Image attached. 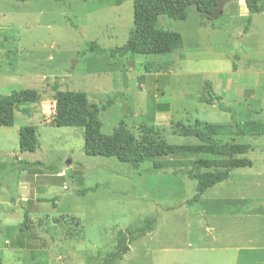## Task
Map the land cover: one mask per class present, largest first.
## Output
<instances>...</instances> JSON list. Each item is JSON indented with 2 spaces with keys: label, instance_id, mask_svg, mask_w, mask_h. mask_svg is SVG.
Returning a JSON list of instances; mask_svg holds the SVG:
<instances>
[{
  "label": "rangeland",
  "instance_id": "obj_1",
  "mask_svg": "<svg viewBox=\"0 0 264 264\" xmlns=\"http://www.w3.org/2000/svg\"><path fill=\"white\" fill-rule=\"evenodd\" d=\"M234 12L210 20L191 6L185 20L159 17L160 29L181 36L182 57L111 58L133 30V0H0V96L40 95L27 113L15 112L12 127H0V264H92L113 249L118 230L152 216L155 229L118 264H264V137L241 138L251 167L232 170L189 204L197 183L183 166L135 171L85 155L82 128L48 124L55 91L64 90L99 106L113 100L99 115L105 135L123 120L138 139L147 127L154 139L196 145L177 123L264 120V13L246 36L247 18ZM89 42L105 53L89 51ZM163 104L167 111L157 109ZM29 125L39 147L20 152L19 129ZM192 159L210 156L159 162Z\"/></svg>",
  "mask_w": 264,
  "mask_h": 264
},
{
  "label": "trees",
  "instance_id": "obj_2",
  "mask_svg": "<svg viewBox=\"0 0 264 264\" xmlns=\"http://www.w3.org/2000/svg\"><path fill=\"white\" fill-rule=\"evenodd\" d=\"M248 16L244 32H247L252 16L264 12V3L259 0H244ZM194 4L198 13L207 19L206 14L216 9L215 0H133V30L126 43L109 51L111 58L127 55H171L182 57L183 41L179 34L162 30L158 27L159 17H166L174 21L185 20L187 11ZM88 50L104 54L95 42L88 43ZM236 69V65H234ZM212 90L208 87V93ZM40 95L36 90L25 89L11 91L10 94L0 96V127H12L15 112L27 113L26 106L37 103ZM219 100V99H218ZM210 102H212L210 100ZM113 100L99 106L90 103L85 92L55 91L54 108L49 125L53 127L82 128L84 137V154L90 157H113L120 163H126L135 171L143 163H151L155 171L172 166H183V174L196 181V193L189 204L199 202L202 195L216 185L226 181L232 170L251 167L252 162L243 158L249 152L250 145L241 143V138H263L264 120H248L241 124H210L196 121L194 127L177 123L181 135L197 140L196 145L168 144L162 139H154L148 134L152 129L144 127L145 136L136 138L120 121L112 134L101 132L99 115L108 109ZM221 111L230 112L231 109L221 103ZM159 111H167L168 105L157 107ZM19 151L34 153L39 147L38 135L35 127L29 125L19 129ZM181 154L208 155L210 159H192L188 161H163L164 158L176 157ZM26 220V218H25ZM21 224L24 226V222ZM157 224L155 217H148L139 227L128 226L118 230L112 239L113 249L100 251L97 257L102 259L92 264H118L129 252V247L137 240L151 233Z\"/></svg>",
  "mask_w": 264,
  "mask_h": 264
},
{
  "label": "crops",
  "instance_id": "obj_3",
  "mask_svg": "<svg viewBox=\"0 0 264 264\" xmlns=\"http://www.w3.org/2000/svg\"><path fill=\"white\" fill-rule=\"evenodd\" d=\"M261 3H263L264 0H259ZM234 2V1H233ZM236 2V1H235ZM233 3H228L224 6L223 8V12H222V15L221 16H227L229 19H231L233 16H234V8H238L239 10V13H241V15L243 17H246L248 16V12H247V9H246V6H245V3H244V0H240V1H237L236 4L237 5H232ZM264 12L260 13V14H255L252 16V21H251V25H250V29L249 31L246 33V36L249 34V32L251 31V29L253 28V23L255 21V18L257 15H261L263 14ZM219 18V17H218ZM238 69V68H237ZM24 188V187H23ZM25 194V193H24ZM23 196V195H22ZM23 200H26L25 198H22L21 201ZM209 231H212L211 230V227L209 226Z\"/></svg>",
  "mask_w": 264,
  "mask_h": 264
},
{
  "label": "water",
  "instance_id": "obj_4",
  "mask_svg": "<svg viewBox=\"0 0 264 264\" xmlns=\"http://www.w3.org/2000/svg\"><path fill=\"white\" fill-rule=\"evenodd\" d=\"M215 1L217 3L216 9L213 12L206 14V17L209 18L210 20H217L218 17L222 15L223 8L226 4L233 2V1H240V0H215ZM191 6L196 7V10H197V6H195L194 4H192ZM67 163L69 164L70 162L68 161Z\"/></svg>",
  "mask_w": 264,
  "mask_h": 264
}]
</instances>
